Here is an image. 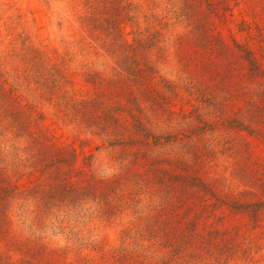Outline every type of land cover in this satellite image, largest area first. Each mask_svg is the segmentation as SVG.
Here are the masks:
<instances>
[{
    "label": "rangeland",
    "instance_id": "obj_1",
    "mask_svg": "<svg viewBox=\"0 0 264 264\" xmlns=\"http://www.w3.org/2000/svg\"><path fill=\"white\" fill-rule=\"evenodd\" d=\"M139 32L161 35L166 61L159 65V76L176 82L192 99L175 100L172 110L199 106L215 125L202 144L204 151L210 146L217 151L213 174L228 179L226 187L243 193V201L264 200L257 183L258 175L264 178V0H0V86L22 105L34 107L30 129L45 143L73 145L78 166L85 155H93L92 171L102 177L117 175L120 168L101 140L72 122L73 106L96 88L111 103L119 99L120 84L107 81L118 79L120 47L133 43ZM246 44L262 66L258 78L238 48ZM97 73L106 81L94 83L90 76ZM190 80L207 98L185 92ZM208 98L243 125L224 130ZM250 102L255 105L249 107ZM226 141H232L234 153H221ZM3 144L11 147L12 142ZM6 154L3 160L14 186L43 181L40 173L23 169L11 149ZM239 165L244 173L238 178L234 169ZM35 207L32 202L15 203L10 218L18 240L38 239L46 245L39 264H264V222L253 228L248 214L230 219L236 238L227 252L220 248L219 253L208 243L204 248L199 240L176 255L160 242L141 239L136 230L142 225L130 211L104 220L89 201L76 208L57 207L40 224ZM7 250L0 242V254ZM9 255L14 261L25 258L16 250Z\"/></svg>",
    "mask_w": 264,
    "mask_h": 264
},
{
    "label": "trees",
    "instance_id": "obj_2",
    "mask_svg": "<svg viewBox=\"0 0 264 264\" xmlns=\"http://www.w3.org/2000/svg\"><path fill=\"white\" fill-rule=\"evenodd\" d=\"M160 37L159 33L139 32L133 43L121 45L118 79L107 81L120 84L115 103L98 88L89 98L74 103L72 122L99 138L111 162L119 166L120 173L111 177L92 171L93 155H85L83 166H78L73 145L55 147L45 143L30 129L34 107L22 105L0 86V242L8 248L0 254V264H39L37 258L46 248L38 239L23 242L12 235L10 212L21 201L35 204L40 224L57 207L76 208L89 201L97 205L98 217L104 220L130 211L142 225L136 230L141 239L152 245L160 242L176 255L195 247L199 240L204 248L208 243L219 253L220 248L227 252L236 238L234 228L229 226L233 215L248 214L252 227H261L264 200L243 201V193L229 190L228 179L212 172L217 151L213 146L204 151L202 144L207 134L215 131L213 122H207L199 106L192 105L191 111L179 113L172 110L175 100L192 99L181 93L176 82L159 76V65L166 61ZM238 48L252 66V75L260 77L262 66L248 44ZM90 78L98 84L106 81L98 73ZM183 89L190 97L207 98L193 80L187 81ZM206 100L218 109L216 118H222L224 130L243 125L213 99ZM254 103L250 102L249 107ZM42 117L43 113L38 118ZM3 141L12 142L11 147H3ZM9 149L23 169L40 173L43 181L38 179L23 188L14 186L9 165L3 160ZM227 152L234 153L232 141L222 146L221 153ZM239 152L244 154L241 149ZM243 173L241 165L234 169L235 177ZM257 183L264 195L263 176L258 175ZM14 250L25 254V258L14 261L9 255Z\"/></svg>",
    "mask_w": 264,
    "mask_h": 264
}]
</instances>
